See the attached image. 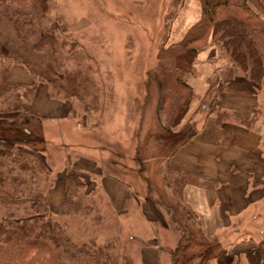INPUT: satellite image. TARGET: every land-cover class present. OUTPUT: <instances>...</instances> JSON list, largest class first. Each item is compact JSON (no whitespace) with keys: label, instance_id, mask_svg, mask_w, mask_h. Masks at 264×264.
<instances>
[{"label":"trees","instance_id":"obj_1","mask_svg":"<svg viewBox=\"0 0 264 264\" xmlns=\"http://www.w3.org/2000/svg\"><path fill=\"white\" fill-rule=\"evenodd\" d=\"M199 3L197 21L179 41L167 44L166 40L157 56L165 125L160 137L166 145L174 147L166 162L200 129H181L196 101H199L200 109L206 108V117H212L219 128L233 124L251 129L264 118L262 0H199ZM53 8V0H0V21L8 28L9 41L0 42V264H129L128 258L119 250L116 237L98 243L95 237L79 241L70 233L68 220L74 217L90 218L95 223L101 218L95 210L91 191H83L86 180L82 176L65 172L64 199L59 209L51 211L48 202L47 190L55 186L51 178L48 142L43 136L42 120L31 114L27 107L33 102L39 84L47 87L50 99L62 103H82L94 86L81 71L65 68L62 57L66 43L54 36L53 26L46 29L51 24ZM14 45L20 47L22 56H17L16 50L12 51ZM206 50L208 60L215 59L220 50L229 62L228 65H216L206 79V90L200 97L189 79L195 77L194 65ZM38 53L45 64L34 65L31 71L25 62L29 63L28 58L32 57L35 64L37 56L33 54ZM22 57L25 58L23 66L34 75L35 82L9 83L7 74L13 65L22 61ZM230 68L262 94L261 104L249 119L240 118L219 106V100L227 90L225 77ZM230 136V132L222 130L221 142L226 144ZM116 165L110 162L109 167L115 170ZM164 169L162 185L176 197L173 206L160 202L161 199L153 201L147 180L133 171L129 173L137 174L146 184L144 202L149 204L148 207L156 205L166 209L171 213V223L183 231L181 242L172 251L171 264H193L195 261V264H207L224 249L217 239H207L202 234L191 210L182 201L186 186L205 188L208 181L193 173L174 170L167 164ZM90 188L94 193L96 188ZM132 188L134 193L139 190ZM178 210L186 218L185 223L180 224L175 219ZM244 264H264V241L245 252Z\"/></svg>","mask_w":264,"mask_h":264},{"label":"rangeland","instance_id":"obj_2","mask_svg":"<svg viewBox=\"0 0 264 264\" xmlns=\"http://www.w3.org/2000/svg\"><path fill=\"white\" fill-rule=\"evenodd\" d=\"M262 2L264 4V0ZM53 3L51 24L46 29L53 26L54 36L66 43L62 57L65 68L81 71L94 86L82 103H67L68 117L61 126L42 123L43 136L48 142V157L51 158V178L55 183L47 190V197L53 189L62 187L64 190L65 172L81 174L72 169L73 164L80 160L92 172L101 171L120 179L128 187L130 184L133 193V186L139 188L134 193L137 200L132 199L126 208L135 216L141 213L140 205L136 203L149 205L144 202L147 187L143 180L151 186L149 196L153 201L161 199L160 202L173 206L177 202L176 197L162 185L166 159L174 147L166 145L164 138L160 137L165 125L157 56L166 40L167 44L179 41L197 21L200 16L199 0H53ZM169 18L172 20L169 21ZM0 42H9L8 28L1 21ZM5 50L10 51L8 48ZM14 50L17 56L23 55L20 47L14 45ZM24 52H27L26 49ZM33 55L37 56L35 64L32 57L28 58L29 63L25 62V55L12 67L25 71L33 81L31 83L35 82V77L23 66L24 62L30 70L34 69V65L45 64L41 54ZM228 62L227 55L220 50L212 60H208V50L201 54L194 65L196 75L189 79L195 93L203 95L206 79L216 65H228ZM46 92L48 95L47 87ZM199 105L196 101L190 107L182 124L183 131L200 128L207 111L205 107L200 109ZM110 162L119 166L116 165L113 170L109 167ZM130 171L139 174L143 180ZM96 176L89 175L83 181L86 186L83 191H91L95 210L101 218L95 223L90 218L74 217L68 220L69 231L79 241L95 237L98 243H104L116 237L120 252L129 258L137 247L133 245L135 235L127 230L125 219L117 217L101 193ZM91 186L96 188L94 193ZM149 207L155 217L157 234L168 246L172 245L176 239L166 229L162 216L166 209L156 205ZM175 219L180 224L186 220L180 210ZM137 226L141 232V226ZM241 235L255 245L264 241V238L251 232ZM221 237L227 239L228 235L221 234L218 240Z\"/></svg>","mask_w":264,"mask_h":264},{"label":"crops","instance_id":"obj_3","mask_svg":"<svg viewBox=\"0 0 264 264\" xmlns=\"http://www.w3.org/2000/svg\"><path fill=\"white\" fill-rule=\"evenodd\" d=\"M13 68L7 74L9 83L33 82L25 71ZM225 82L227 90L222 94L219 106L233 111L240 118H251L255 108L262 102L259 89L231 69ZM27 110L46 125L61 126L67 120L69 105L50 99L46 86L39 84L36 96ZM222 130L231 134L226 144L221 142ZM167 165L208 181L205 188L186 186L182 201L191 210L198 228L207 239L218 240L219 235H228L227 239L221 237L218 240L224 251L207 264H244L245 252L255 244L244 239L245 235L241 234L251 232L264 238V118L247 129L233 124H224L219 128L212 117H207L198 132L174 152ZM73 168L84 179H88L89 175H97L101 193L117 213V217L125 219L127 230L134 233L133 245L134 248L135 244L137 247L128 258L129 264H171L172 251L184 234L171 223L170 212H162L166 229L176 239L168 246L157 234L155 217L149 207L144 203H136L140 205L141 212L136 216L126 209L128 201L131 204L132 199L136 201L137 198L125 183L101 171L92 172L80 160L73 164ZM63 199L62 187L53 189L48 194L51 209H58ZM136 224L141 226V232ZM195 263L196 261L193 264Z\"/></svg>","mask_w":264,"mask_h":264}]
</instances>
